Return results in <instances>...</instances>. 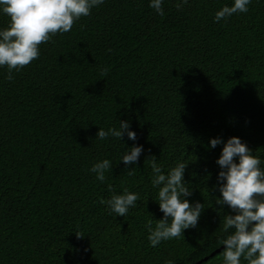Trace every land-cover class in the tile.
Returning <instances> with one entry per match:
<instances>
[{
	"label": "trees",
	"instance_id": "trees-1",
	"mask_svg": "<svg viewBox=\"0 0 264 264\" xmlns=\"http://www.w3.org/2000/svg\"><path fill=\"white\" fill-rule=\"evenodd\" d=\"M177 2L158 15L149 0H104L11 81L0 67V264H223V215L234 213L212 199L222 144L208 141L238 137L264 159V0L219 22L232 0ZM8 21L0 13V28ZM121 119L135 141L95 138ZM134 143L143 151L125 168ZM149 157L165 173L188 163L186 199L205 208L156 247L145 225L163 214ZM104 158L113 166L99 181L89 168ZM125 188L139 199L115 216L101 200Z\"/></svg>",
	"mask_w": 264,
	"mask_h": 264
},
{
	"label": "clouds",
	"instance_id": "clouds-1",
	"mask_svg": "<svg viewBox=\"0 0 264 264\" xmlns=\"http://www.w3.org/2000/svg\"><path fill=\"white\" fill-rule=\"evenodd\" d=\"M104 0H0V13L9 17L6 27L0 28V67L6 66L5 78L13 79L12 71H19L39 56V45L48 42L52 36L66 33L72 29L74 21L88 16L90 10L101 5ZM164 0H149V7L156 14L163 15ZM188 0H178L176 7L181 8ZM251 0H232L214 14V22L234 13H245ZM126 136L136 140V132L130 130V122L121 119L116 126L98 128L95 138L105 140ZM222 144L215 163L219 166L217 184L214 186L219 196L213 197L218 206L227 205L232 215H223V231L228 233L221 240L223 264H264V159L253 154L238 137L226 141L211 138L209 148ZM124 147V145H123ZM143 151L142 145L133 144L122 151L119 162L127 168L134 165ZM151 165V186L157 189L156 203L162 212V218L146 222L149 245L156 247L161 241L181 237L182 231L195 228L205 209L203 203H190L188 184L183 180L188 163L178 159L165 173L155 157L147 159ZM109 159H99L91 165L89 171L99 181L105 180L110 171ZM133 167L128 170L132 174ZM210 175V174H209ZM111 192L112 186L108 185ZM138 193L125 188L121 193L112 192L106 200H101L110 213L124 217L131 208L136 207ZM229 229L232 231L229 233ZM77 237H81L76 234ZM164 264H175L168 259Z\"/></svg>",
	"mask_w": 264,
	"mask_h": 264
},
{
	"label": "water",
	"instance_id": "water-1",
	"mask_svg": "<svg viewBox=\"0 0 264 264\" xmlns=\"http://www.w3.org/2000/svg\"><path fill=\"white\" fill-rule=\"evenodd\" d=\"M217 251H219V249H218ZM217 251H216V252H217Z\"/></svg>",
	"mask_w": 264,
	"mask_h": 264
}]
</instances>
